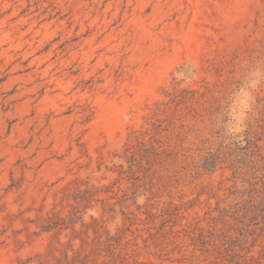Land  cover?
<instances>
[{
    "label": "rangeland",
    "instance_id": "rangeland-1",
    "mask_svg": "<svg viewBox=\"0 0 264 264\" xmlns=\"http://www.w3.org/2000/svg\"><path fill=\"white\" fill-rule=\"evenodd\" d=\"M247 139L264 0H0V264H264Z\"/></svg>",
    "mask_w": 264,
    "mask_h": 264
},
{
    "label": "trees",
    "instance_id": "trees-1",
    "mask_svg": "<svg viewBox=\"0 0 264 264\" xmlns=\"http://www.w3.org/2000/svg\"><path fill=\"white\" fill-rule=\"evenodd\" d=\"M243 148L245 149L246 154L249 158V162H250V167L248 170H252L253 173L258 172L259 176H261L263 178L262 186H264V148L258 147L250 139H247V143L245 146H243ZM215 164L216 163L212 158L205 157L203 159L202 167L204 168V170L212 171V170H214ZM229 167L232 171L233 178L236 181H242L245 179V175H246L244 172V171H246V170H244L245 167L242 168V166L240 164H238V161L231 159L229 162ZM254 184H255V186L253 187L252 183H250V185H251L250 191H254L255 189L259 188L256 185V183H254ZM244 190H245V188L241 192L244 193ZM251 197H252L251 194L246 195V201H247L248 205H250V203L252 201V199H250ZM257 197H260V201H263L264 200V193L263 192H262V194L260 193L259 195H257Z\"/></svg>",
    "mask_w": 264,
    "mask_h": 264
}]
</instances>
